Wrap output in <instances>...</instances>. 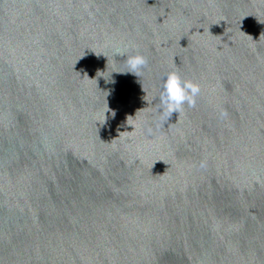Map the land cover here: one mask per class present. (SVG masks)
Listing matches in <instances>:
<instances>
[{
  "label": "water",
  "instance_id": "1",
  "mask_svg": "<svg viewBox=\"0 0 264 264\" xmlns=\"http://www.w3.org/2000/svg\"><path fill=\"white\" fill-rule=\"evenodd\" d=\"M0 264H264V0H0Z\"/></svg>",
  "mask_w": 264,
  "mask_h": 264
},
{
  "label": "clouds",
  "instance_id": "2",
  "mask_svg": "<svg viewBox=\"0 0 264 264\" xmlns=\"http://www.w3.org/2000/svg\"><path fill=\"white\" fill-rule=\"evenodd\" d=\"M135 46H133L134 48ZM114 54H121L124 58L125 69L121 71L112 70L108 72V78L106 81L113 82L110 74L112 72L118 73H132L136 76H139L142 70L147 66V58L139 51L133 50L128 52L127 48L120 50L118 49ZM104 72V71H103ZM96 80V79H95ZM97 84V82H96ZM201 87L200 84L189 78H182L181 75L173 70H170L166 73L165 78L162 82V90L154 97L155 100H158L155 110L158 113H161V124L164 125L173 112L180 113L184 110V106L193 107L196 103V98L200 95ZM107 109V108H106ZM103 113L105 120V111ZM114 116L115 113L112 112ZM132 126V125H131ZM150 132L151 129H148ZM203 163L201 167H203Z\"/></svg>",
  "mask_w": 264,
  "mask_h": 264
}]
</instances>
